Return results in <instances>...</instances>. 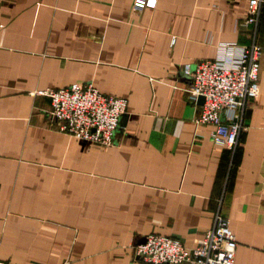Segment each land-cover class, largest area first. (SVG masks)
Here are the masks:
<instances>
[{
	"label": "crops",
	"instance_id": "crops-1",
	"mask_svg": "<svg viewBox=\"0 0 264 264\" xmlns=\"http://www.w3.org/2000/svg\"><path fill=\"white\" fill-rule=\"evenodd\" d=\"M133 4L0 0V256L148 264L135 253L146 236L193 248L220 211L235 264H264V4L260 95L234 151L196 125L201 105L183 70L214 58L219 42L250 44L248 0ZM89 83L128 99L109 147L62 132L38 93Z\"/></svg>",
	"mask_w": 264,
	"mask_h": 264
},
{
	"label": "built area",
	"instance_id": "built-area-1",
	"mask_svg": "<svg viewBox=\"0 0 264 264\" xmlns=\"http://www.w3.org/2000/svg\"><path fill=\"white\" fill-rule=\"evenodd\" d=\"M157 0H134L135 10L154 7ZM264 0H248L244 24L251 28L250 44L219 42L214 58L184 66L191 78L189 93L196 100L205 97L195 120L197 126H210L216 145L235 150L246 130L245 115L250 100L260 95L259 75L263 48L259 43V25ZM176 38L173 37L172 43ZM51 100V115L60 130L80 140L112 145L128 110V99L105 94L94 84H73L39 90ZM237 237L230 219L215 214L213 226L193 248L175 237L152 233L138 243L135 253L148 264H235ZM0 264H9L0 256Z\"/></svg>",
	"mask_w": 264,
	"mask_h": 264
},
{
	"label": "water",
	"instance_id": "water-1",
	"mask_svg": "<svg viewBox=\"0 0 264 264\" xmlns=\"http://www.w3.org/2000/svg\"><path fill=\"white\" fill-rule=\"evenodd\" d=\"M204 102H205V97H204V96H199V98H198V103H199L200 105H203ZM145 241H146V237H145L141 242H139V244H140V243H144Z\"/></svg>",
	"mask_w": 264,
	"mask_h": 264
},
{
	"label": "rangeland",
	"instance_id": "rangeland-1",
	"mask_svg": "<svg viewBox=\"0 0 264 264\" xmlns=\"http://www.w3.org/2000/svg\"><path fill=\"white\" fill-rule=\"evenodd\" d=\"M100 146H102V145H100ZM109 146H111V145H109ZM109 146H102V147H109Z\"/></svg>",
	"mask_w": 264,
	"mask_h": 264
}]
</instances>
